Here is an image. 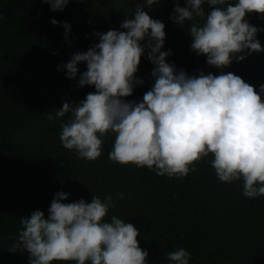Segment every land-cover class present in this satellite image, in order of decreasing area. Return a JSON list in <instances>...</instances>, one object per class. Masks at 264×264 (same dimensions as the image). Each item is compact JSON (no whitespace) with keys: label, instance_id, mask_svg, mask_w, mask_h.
<instances>
[{"label":"trees","instance_id":"trees-1","mask_svg":"<svg viewBox=\"0 0 264 264\" xmlns=\"http://www.w3.org/2000/svg\"><path fill=\"white\" fill-rule=\"evenodd\" d=\"M70 0L63 11H52L42 0H0V264H29L22 248L13 251L21 228L20 218L48 209L57 192L69 194L63 203L80 199L91 202L112 195V215L133 223L140 232L139 245L148 252L147 264H171L167 253L183 248L191 254L189 264H264V196H243V181L217 179L211 154L195 164L196 171L183 178L159 176L148 167L121 165L108 157L115 135L102 137V154L96 160L78 157L75 150L60 142V124L65 117L49 120L47 115L64 102L79 103L94 86L80 87L79 72L67 78L64 68L73 54L86 52L99 43L95 32L121 28L125 19H134L135 8L126 0ZM145 0L141 1V4ZM235 3V0H229ZM125 3V4H124ZM139 3V2H138ZM185 0H159L144 11L165 24L162 51H171L166 61L189 76L220 75L231 72L259 93L264 85V51L237 55L245 59L216 68L207 57L191 50V22L184 27L170 19L176 4ZM130 8L126 10V7ZM205 11L211 6L205 3ZM58 21L56 25L52 20ZM245 19L261 29L256 38L264 48V14L247 13ZM70 29L64 28V23ZM67 33V34H66ZM146 43V41L141 42ZM145 49L127 102H142L154 78L155 67ZM262 99H264V94ZM117 193H123L118 198ZM53 264H76L74 261ZM89 264V262H86Z\"/></svg>","mask_w":264,"mask_h":264},{"label":"clouds","instance_id":"clouds-1","mask_svg":"<svg viewBox=\"0 0 264 264\" xmlns=\"http://www.w3.org/2000/svg\"><path fill=\"white\" fill-rule=\"evenodd\" d=\"M52 11H63L70 0H42ZM159 0L137 4L134 19H125L121 28L95 32L99 43L86 52L73 54L64 65L67 78L77 76L78 64L86 63L80 73V87L94 86L79 103L64 102L48 114L56 120L70 114L60 124V142L75 150L78 157L96 160L102 154V137L115 135L108 157L114 163L148 167L159 176L183 178L197 169L195 164L210 154V161L220 182L243 181V196H264V85L259 93L241 77L228 72L214 75L200 72L189 76L166 61L171 51H162L165 24L152 19L144 7ZM207 3L211 10L206 12ZM176 4L170 17L184 27L191 22V50L207 57L216 68L231 65L264 51L256 38L261 31L246 19L247 13L264 14V0H185ZM56 25L58 21L52 20ZM65 29L70 25L64 23ZM67 34V33H66ZM146 41V43H141ZM155 66L154 84L142 102H127L145 49ZM67 193L57 192L48 215L36 210L20 218V231L13 251L22 248L29 254V264H53L74 261L76 264H147L148 252L137 239L140 232L133 223L112 215L116 204L112 195L91 202L80 199L63 203ZM123 193H117L123 198ZM171 264H189L191 254L183 248L167 253Z\"/></svg>","mask_w":264,"mask_h":264},{"label":"rangeland","instance_id":"rangeland-1","mask_svg":"<svg viewBox=\"0 0 264 264\" xmlns=\"http://www.w3.org/2000/svg\"><path fill=\"white\" fill-rule=\"evenodd\" d=\"M100 1H105L106 3H104L105 5H107V6H110V5H112V3L113 2H111V3H109V1H112V0H100ZM127 2H131V8L132 9H134V8H136V6H137V4H141V1L142 0H126ZM139 2V3H138ZM125 4V3H124ZM127 8L129 9L130 7L129 6H127L126 7V10H127Z\"/></svg>","mask_w":264,"mask_h":264}]
</instances>
